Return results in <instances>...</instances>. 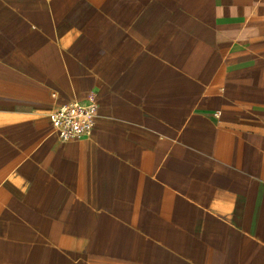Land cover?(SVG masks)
<instances>
[{
  "label": "crops",
  "instance_id": "1",
  "mask_svg": "<svg viewBox=\"0 0 264 264\" xmlns=\"http://www.w3.org/2000/svg\"><path fill=\"white\" fill-rule=\"evenodd\" d=\"M0 264H264V0H0Z\"/></svg>",
  "mask_w": 264,
  "mask_h": 264
},
{
  "label": "built area",
  "instance_id": "2",
  "mask_svg": "<svg viewBox=\"0 0 264 264\" xmlns=\"http://www.w3.org/2000/svg\"><path fill=\"white\" fill-rule=\"evenodd\" d=\"M96 100L90 95L85 100L73 99L54 106L49 119L62 143L86 138L92 133L96 117Z\"/></svg>",
  "mask_w": 264,
  "mask_h": 264
}]
</instances>
